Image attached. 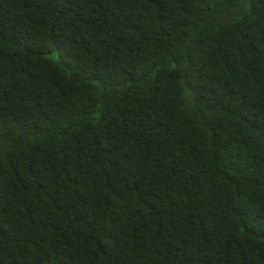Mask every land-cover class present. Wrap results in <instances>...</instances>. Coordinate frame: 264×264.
Here are the masks:
<instances>
[{
    "label": "trees",
    "instance_id": "obj_1",
    "mask_svg": "<svg viewBox=\"0 0 264 264\" xmlns=\"http://www.w3.org/2000/svg\"><path fill=\"white\" fill-rule=\"evenodd\" d=\"M0 264H264V0H0Z\"/></svg>",
    "mask_w": 264,
    "mask_h": 264
}]
</instances>
